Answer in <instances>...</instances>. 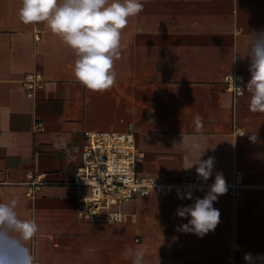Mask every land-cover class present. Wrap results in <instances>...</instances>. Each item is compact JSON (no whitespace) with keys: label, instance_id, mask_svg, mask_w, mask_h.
<instances>
[{"label":"crops","instance_id":"crops-1","mask_svg":"<svg viewBox=\"0 0 264 264\" xmlns=\"http://www.w3.org/2000/svg\"><path fill=\"white\" fill-rule=\"evenodd\" d=\"M142 3L122 30L116 83L101 93L76 80L74 52L45 23L19 20L21 0H0V203L17 198L19 218L39 225L25 244L33 264H132L129 246L144 264H249L247 253L264 264L256 259L264 257V113L249 111L246 88L237 98L224 84L231 73L250 79L246 56L252 34L264 32V0ZM33 72L45 86L28 97L23 80ZM130 124L145 154L142 176L169 185L199 179L188 168L199 155L194 140L201 159L215 158L207 181L244 174L240 197L227 192L214 202V231L201 238L178 230L190 217L177 208L205 195L135 196L122 210L136 218L124 223L78 216L77 198L88 194L74 185L85 134ZM38 175L46 184L31 198L27 181ZM11 256L22 264V249Z\"/></svg>","mask_w":264,"mask_h":264},{"label":"clouds","instance_id":"clouds-1","mask_svg":"<svg viewBox=\"0 0 264 264\" xmlns=\"http://www.w3.org/2000/svg\"><path fill=\"white\" fill-rule=\"evenodd\" d=\"M143 7L142 0H21L18 17L25 25L45 23L51 33L74 52L76 80L86 89L102 93L116 83L114 64L121 57L122 30L128 25L129 18L141 13ZM246 58L250 73L245 86L250 97L248 108L253 113H264V32L252 34ZM235 91L244 95L245 89L235 85ZM246 134L241 131L239 136ZM249 139L256 142V133ZM192 150L199 155L188 168L195 167L197 177L207 181L212 175L215 158L201 159L205 149H201L195 140ZM227 191L223 174L217 173L210 191L203 198L197 197L193 204L177 208L175 214L178 217H190L187 224L178 226V230L192 232L201 238L214 231L221 216L214 202ZM178 196L192 199L191 192L186 195L178 192ZM17 206V198L0 203V264H17L11 252L20 249L23 250L22 264H33L34 261L25 244L37 235L39 225L34 219L19 218ZM125 255L131 258L132 264H144L143 253L130 246L125 249ZM244 259L254 264L251 253L245 254Z\"/></svg>","mask_w":264,"mask_h":264},{"label":"built area","instance_id":"built-area-1","mask_svg":"<svg viewBox=\"0 0 264 264\" xmlns=\"http://www.w3.org/2000/svg\"><path fill=\"white\" fill-rule=\"evenodd\" d=\"M246 88V78L241 73H231L224 77L227 92L239 98L235 85ZM23 86L28 97L43 89L45 80L40 72L29 73L24 77ZM245 94V91H244ZM82 152V164L78 169L74 185L88 190L87 195L77 198L78 216L86 220H98L104 214L107 223H124L135 220L136 216L122 210L125 203L135 196H192L206 195L213 181L196 179L175 185L161 183L152 177L138 173V165L145 158L138 147L136 130L133 124L125 132H88ZM228 193L234 198L242 195L246 188L244 174L235 172L231 179H226ZM46 184L42 175L30 176L27 181V195L33 198ZM38 264V263H34Z\"/></svg>","mask_w":264,"mask_h":264}]
</instances>
